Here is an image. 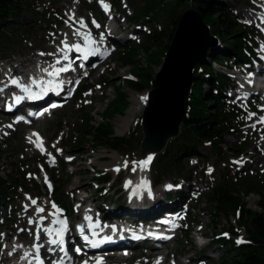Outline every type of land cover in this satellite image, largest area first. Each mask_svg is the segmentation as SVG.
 I'll list each match as a JSON object with an SVG mask.
<instances>
[{
    "label": "rangeland",
    "instance_id": "374dc122",
    "mask_svg": "<svg viewBox=\"0 0 264 264\" xmlns=\"http://www.w3.org/2000/svg\"><path fill=\"white\" fill-rule=\"evenodd\" d=\"M22 1L26 2L31 13L33 6L39 5L41 15H45V19L41 27L36 24L33 26L26 40L23 38L14 40V48L8 49L0 45V50H4L0 51V79L4 78V81L10 72L12 73L14 67L18 68L17 73H22L21 76H24V79L31 80L29 77L30 73L27 70L33 67V62L37 59L43 60L44 57H51L54 53H59V43L63 42L67 38L68 31L73 29L68 20L70 16L76 15L79 22H86V28L92 29L96 33L99 32L96 25L103 22V19L92 10L89 0ZM215 1H220L225 5L234 24L249 27L248 31L254 35L255 42L252 50L259 55L260 49L264 45V32L259 22L263 11L261 10L262 6L258 4V0ZM116 13H112L110 17H117L120 21L121 29L115 30V34L123 38L122 42L119 45L109 46L112 51L111 61L109 62L108 59L102 60L101 67L96 72H93L89 79L82 81L80 86L87 87V91L77 100L68 101L63 108L54 111L47 120L38 122L31 127H25L22 124L8 127L9 125H7L6 121H9V116L0 112V176L3 179H7V176L18 178L20 175H25L26 179L29 181L34 180V183L39 187L38 199L34 198L36 192L33 190V186L27 185V187L18 188L15 194L9 198V202L6 203L9 206L8 209L6 208L7 205L0 209V264H10L9 254L13 250L16 251V247L23 243L31 249H34L36 244L44 245L43 241L35 242L38 232L34 228L32 221L34 210L37 208L31 207L34 205L32 200L38 203L40 209L47 205L48 210L42 215L45 218L47 212H50L48 205L52 204L56 194L61 192V198L65 201L63 209L67 212L71 223L76 224L80 220L78 199L85 197V194L92 199L95 206L105 209L107 206L113 205L115 203L114 200L121 202L126 200V192L129 188L125 186V183L128 180L134 179L139 174L152 179L151 165L141 167V162L144 158L154 157L155 155L143 152L138 146V140L141 139L142 134L139 123L145 107L136 117L133 126L124 135H116L117 132H120L122 117L126 116V111L131 106L129 99L132 94L143 92L148 94L150 91L148 88H144L141 91H133L126 84V80L130 79L129 70L131 68L122 66L116 61L117 52L139 40L136 35L138 28L129 18L131 13L125 0L122 1L120 12ZM24 15L32 22L36 20L35 16L31 17L29 12ZM51 15L55 16L56 19L52 20ZM111 18L106 17V27H109V25L114 26ZM47 20L49 21L47 22ZM60 20H62L63 24L59 26ZM93 21H95V24H93ZM139 29L146 30L145 27H140ZM217 43L213 49L221 50V44L218 41ZM206 59L209 60V58ZM208 60L207 63L211 65L213 73L227 75L231 80L232 90L226 89L224 91L226 96L230 97L231 102L238 105L241 112L238 123L235 125V129L238 131L233 136L228 137L227 141L230 145L235 142L246 143L249 149L247 156L241 159L232 158L224 147L221 149L220 154L201 150V157L189 158L187 161H183L181 166L185 170V174L177 180L178 185L175 187L183 191V197L188 203L189 209L187 211H189L190 219L194 220V226L187 225L185 227V225H182L177 232L176 240L168 242L166 247H168L169 253L174 256L173 261L181 260L185 264H217L222 252V248L215 243L219 232L222 228L235 225L233 219H229V221L224 217L217 219L212 215L213 210L210 209L206 198L207 192L223 180L225 182H235L248 171L256 173L254 177L262 181L261 187L264 188V160H261L262 152H264V126L254 127L260 119H255V121L252 119V114L255 111L260 114V117L264 118V97L259 96L254 103H246L242 98V84L239 83L241 78L248 80V75L243 72L250 66L253 69H257L256 62H252L249 65H238L231 62L227 68L230 69L228 73L223 66H218ZM140 63L142 67L145 66L142 54L140 55ZM18 64L27 65V68L25 66L23 68L20 65L18 67ZM157 71L158 67L154 66L151 70L150 78H153ZM5 82H8V80ZM142 83L145 84V81H142ZM119 85L123 86V91L127 94L128 106L121 116H114L110 124L116 137H126L131 132L129 136L132 145L127 149L124 157L107 150L93 153L88 145L89 143L83 141L81 126L84 125L86 116L94 118V123H92L94 126L101 123V115L107 104L114 97L113 90ZM246 109L248 113H245ZM28 130H37L41 133L48 151H53L55 154L56 151H59L57 148H60L64 155L58 161L63 159L62 161L67 165L66 169L63 170L60 165L54 169L46 168L45 158L34 151L29 141ZM170 142L172 140L168 143ZM254 144L257 145V150L253 148ZM53 145H57L56 151L51 148ZM254 151L256 154H252ZM112 154L118 155L123 160V166L119 170L115 171L113 167H103L112 163ZM126 162L127 166H125ZM209 168L212 169L211 173L208 171ZM43 170L47 171L54 182L50 190H47L42 184L39 185L41 182L39 173ZM94 170L109 173L111 179L114 178L118 183L117 192L111 191L109 185L101 189L99 187L101 190L100 194L95 192L97 186L92 184L93 181H91V178L96 176ZM72 183L80 185L84 188V191H80L79 195L72 197L69 194ZM244 202L246 208L261 212L258 203H264V199L259 198L257 195H249L244 198ZM182 209H185V205ZM101 216L102 214H100ZM216 223L217 227L214 228ZM201 225L203 226L202 228L200 227ZM199 232L206 237L202 241V243L206 244L205 247L197 239L196 235ZM242 238L246 239L244 235H242ZM5 248H7L6 251L4 250ZM139 252L140 254H148V251L144 248H140ZM139 252L135 251L132 254L137 255ZM159 253L153 252L154 255ZM154 257H152V260ZM156 260H153L150 264H155V262L159 261ZM171 263V259L168 257L166 264ZM129 264H146V259L131 260Z\"/></svg>",
    "mask_w": 264,
    "mask_h": 264
},
{
    "label": "trees",
    "instance_id": "16d2710c",
    "mask_svg": "<svg viewBox=\"0 0 264 264\" xmlns=\"http://www.w3.org/2000/svg\"><path fill=\"white\" fill-rule=\"evenodd\" d=\"M127 1L134 11L135 23L141 22L150 30L149 33L140 32L138 44L125 46L117 53L116 60L122 66L131 68L130 72L136 79V82L126 81V84L134 91L150 87L151 70L154 66H160L172 41L177 22L188 9L195 10L205 25L210 28L211 35L222 43V50H213L209 54V59L213 63L217 65L228 61L241 63L247 61V55L251 53L250 31L244 26L234 24L225 5L220 1ZM26 12L30 15H38L34 10L31 13L29 6L22 0H0L1 47L11 49L15 47L14 40L28 38L33 24H38L39 20L32 22L27 19L24 15ZM141 54L144 56L145 67H142L140 63ZM194 77L187 117L180 126L179 136L151 162L152 175L156 181L179 178L184 174L181 166L183 161L201 157V150L220 154L221 149L226 147L230 154L238 157L248 149L244 143L230 146L227 142V138L233 135L240 111L221 93L222 87L229 83L228 78L221 74H214L209 63L196 66ZM142 81H145L146 85ZM85 89L80 88L78 95H81ZM113 92L114 97L103 111L100 124L94 126L92 124L94 118L86 116L84 125L81 126L82 138L85 143H89L94 152L105 148L119 154H126L127 149L132 145L130 137H115L110 121L114 116L123 114L128 105V97L121 85ZM140 143L139 139L138 146ZM23 179H25L24 176L20 179L7 176L5 180L0 176V207L6 205L18 186H24ZM95 181L105 184L109 181V177L96 178ZM261 185L259 179L250 174H244L235 182L221 181L207 193L206 198L210 209L213 210L212 215L217 219L224 217L226 220L232 217L236 222L237 228L230 226L228 229L224 228V232L227 230L233 237L243 232L247 238V243L238 244L222 236L218 237L216 243L221 246L222 252L217 264H264V203L259 202L258 207L261 212H255L246 208L244 202V198L251 194L264 199V188ZM61 197L60 192L59 199L64 205L65 201ZM179 197L181 195L176 194L173 199Z\"/></svg>",
    "mask_w": 264,
    "mask_h": 264
},
{
    "label": "water",
    "instance_id": "95a60500",
    "mask_svg": "<svg viewBox=\"0 0 264 264\" xmlns=\"http://www.w3.org/2000/svg\"><path fill=\"white\" fill-rule=\"evenodd\" d=\"M213 42L209 28L196 11L188 10L181 16L161 69L151 83L142 115L143 152L159 154L168 140L179 135L187 115L194 68L204 64Z\"/></svg>",
    "mask_w": 264,
    "mask_h": 264
},
{
    "label": "bare ground",
    "instance_id": "6f19581e",
    "mask_svg": "<svg viewBox=\"0 0 264 264\" xmlns=\"http://www.w3.org/2000/svg\"><path fill=\"white\" fill-rule=\"evenodd\" d=\"M69 21H70V26H73V29L70 32H68L67 38L70 40L67 39L66 43L67 44L69 43L70 45L71 44H79V45L86 44V41L83 37H85L86 34H90V37H91L93 34L92 31L89 30V28H86L87 23L83 22V26H82L81 23L77 20L76 15L70 16ZM114 22L117 24V27L119 29H121L120 21L118 20V18H114ZM263 26H264V24H263ZM111 29L112 30H108L110 41L112 43H121L122 39H120L119 37H117V35H115L116 28L114 27ZM77 31L80 33V35H74V33ZM88 45L90 46V44H88ZM61 51L66 52L65 49H62ZM46 59H48V58H46ZM19 65L23 68H24V66H25V68H27V65L18 64V67H19ZM258 71L260 72L261 70H258ZM12 72H13V74H17L18 68L14 67ZM36 73H37V75L34 74L33 77L37 81V83H35V84H38L39 81H41L42 77L39 76L38 71H36ZM243 73L245 75H248L250 73L254 74V69L252 67H249ZM21 74L22 73H19L17 76H20ZM21 77L25 78L24 76H21ZM241 81L246 82V80L244 78H241ZM33 84L30 83V85H33ZM12 89L13 88L11 86L5 85V87L0 92V98L2 96V93L9 92ZM129 101L131 103V106L126 111V116L122 117V120L120 121L121 129H120L119 133L117 132V134H116L117 136L124 135V133L126 131H128L133 126V124L135 123L136 117L140 114L141 110L146 105L147 93L146 92H143L140 94L133 93L132 97L129 99ZM51 113H53V111ZM253 148H254V150H257V145L254 144ZM252 154H256L255 151ZM112 155H113V158H111L112 163L110 165L103 166V167H110V168L113 167V170L116 171L117 169H119L120 167L123 166V160H121L118 157V155H116V154H112ZM261 160H264V152H262ZM146 182L150 183L149 180H144V177L139 174V175H136V177H134V179L128 180L125 183V186L129 187L128 192L126 194V200H125L126 205L128 207H130V208H128L129 211H130V209H132L133 211H135L138 214L143 212V211H147V210L151 209L153 207L154 203L162 197L163 192H161V190H159V189L154 188L152 184H150L144 188L136 189L135 190L136 193L132 194L131 190L133 189L134 186L138 187L140 185H144ZM80 191H84V188H82L80 185L75 184V183L71 184V187L69 189V194L72 197L77 196ZM78 202L81 204L83 203V206H84L86 203V199L82 198ZM33 214H34L33 221H32L33 226L39 224L40 228H43V230H47L49 228V226L55 222L56 215L54 214V212L49 213L47 215L48 217L44 218L42 216L41 212L39 211V208H37L36 210H34ZM131 216H133V215H131ZM136 248H139V246H137ZM4 250L6 251L7 248H5ZM155 252H158V251H155ZM148 256L152 257L153 254L150 253V254H148ZM176 264H185V263L181 260H177Z\"/></svg>",
    "mask_w": 264,
    "mask_h": 264
},
{
    "label": "snow or ice",
    "instance_id": "6c2138e0",
    "mask_svg": "<svg viewBox=\"0 0 264 264\" xmlns=\"http://www.w3.org/2000/svg\"><path fill=\"white\" fill-rule=\"evenodd\" d=\"M105 10H107V5H105ZM80 23H81V25L83 26V21H80ZM93 24H95V21H93ZM96 27H99V25L97 24ZM74 35H80V33L77 31V32L74 33ZM83 38L85 39V41H86L87 44L93 43V41H91V39H90V34H86V36L83 37ZM63 43H65V48H67L68 51H71V50L74 48V49L76 50V52H83V53H84V58H85V59L87 58V56H88L89 54L94 53V52L96 51V49H94V48H81V46H80L79 44H71V45H68L66 42H63ZM64 59L67 60L68 57L65 56ZM56 63H60V61L57 60ZM70 67H71V64H69V65H67V66H64V67L56 68V69H54L53 72H49L48 75H50V76H52V75H54V76H58L60 73H63V72H67V71H69V68H70ZM44 71H47V70L45 69ZM11 83H12V84H19L20 81H18V80H16V79H13V80L11 81ZM32 83L35 84V83H37V81H36L35 79H33V80H32ZM22 90H23V91H26V92H27V91H30V89L27 88L26 86H23ZM19 99H20L19 97H16V100H17V101H18ZM53 107H55V105H54ZM252 115H255V114H252ZM261 123H264V118H261ZM9 127H11V125H9ZM34 135H37V137L39 138V135H38V134H34ZM30 142H32V141L30 140ZM37 147H39V148H41V150H43V148H42V142H41V143H38V144H37ZM54 147H55V145H54ZM151 159H152V157L149 156V157L147 158V160L142 161L141 163H142V164H147ZM125 166H127V162L125 163ZM117 170H119V169H117ZM133 170H135V169H133ZM208 171H209V173H211V172H212V169L209 168ZM167 187H168V188H171L172 186H171V185H168ZM32 203L35 204L36 201H35V200H32ZM53 207L55 208V205H53ZM39 211H40V212H43L44 209L41 208V209H39ZM238 215H239V213H238ZM86 218H87V217H86ZM186 226H187V225H185V227H186ZM200 227L202 228L203 226L201 225ZM62 233H63V229L60 230V232L58 233V235H62ZM225 235H226V234H225ZM37 239H39V233H37ZM87 239H88V238L85 237V240H87ZM241 242H242V241H237V243H241ZM50 243H51V244H62V243H63V240H62V239H60V240H55V239H54V240H51ZM39 250H40V246H37V247H36V251H37V253H39ZM79 251H80V250L77 249V252H79ZM40 264H42V262H40ZM84 264H87V261H85ZM96 264H101L99 258L97 259ZM158 264H159V262H158Z\"/></svg>",
    "mask_w": 264,
    "mask_h": 264
},
{
    "label": "clouds",
    "instance_id": "9594fccd",
    "mask_svg": "<svg viewBox=\"0 0 264 264\" xmlns=\"http://www.w3.org/2000/svg\"><path fill=\"white\" fill-rule=\"evenodd\" d=\"M197 239L199 240V239H201V238L198 237Z\"/></svg>",
    "mask_w": 264,
    "mask_h": 264
}]
</instances>
